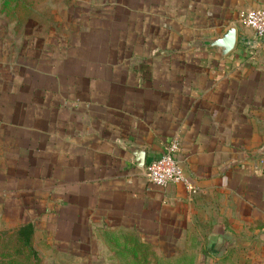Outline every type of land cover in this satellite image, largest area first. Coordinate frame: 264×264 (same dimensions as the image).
Wrapping results in <instances>:
<instances>
[{
	"label": "crops",
	"instance_id": "crops-1",
	"mask_svg": "<svg viewBox=\"0 0 264 264\" xmlns=\"http://www.w3.org/2000/svg\"><path fill=\"white\" fill-rule=\"evenodd\" d=\"M115 5V44H91L97 57L18 64L23 90L0 94L2 156L17 165L1 171L0 194L13 179L22 195L48 197L55 243L108 236L115 260L204 242L249 264L264 250V37L238 13L264 0ZM230 24L236 43L222 55L206 40ZM173 140L187 183L153 185L146 167Z\"/></svg>",
	"mask_w": 264,
	"mask_h": 264
},
{
	"label": "rangeland",
	"instance_id": "rangeland-1",
	"mask_svg": "<svg viewBox=\"0 0 264 264\" xmlns=\"http://www.w3.org/2000/svg\"><path fill=\"white\" fill-rule=\"evenodd\" d=\"M115 8L118 10L115 0H0V94L23 90L20 82L24 72L18 64L46 67L47 55H50L52 61L63 58L66 53L97 57L99 52L90 51L91 44H115ZM62 64L61 62V70ZM3 151L6 149L0 147V176L4 175L1 171H6V168L17 166L2 156ZM3 184L4 195L0 194V264L241 262L239 259H222L214 255L213 246L223 250L225 244L169 243V256L165 259L162 252L164 245L156 243L150 246L152 251L145 253L149 259L115 260V243L106 242L108 236H104L101 244L55 243L54 237L61 236L55 234L53 227L49 225L50 218L54 217L51 212L53 204L49 198L22 195L15 191L17 185L21 187V184L13 179L5 180ZM31 222L34 229L29 231L23 225ZM29 232L31 233L28 234ZM192 235L196 239L195 233L192 232ZM88 239L90 240L89 237ZM260 247L258 251L254 250L256 253L249 259V264H264V250L262 252ZM80 249L82 252L86 251V254L79 258L74 251Z\"/></svg>",
	"mask_w": 264,
	"mask_h": 264
},
{
	"label": "built area",
	"instance_id": "built-area-1",
	"mask_svg": "<svg viewBox=\"0 0 264 264\" xmlns=\"http://www.w3.org/2000/svg\"><path fill=\"white\" fill-rule=\"evenodd\" d=\"M238 20L255 36L264 37V8L240 11ZM177 150L178 143L173 140L159 157L147 165L145 176L151 184L163 187L169 183H187L183 170L176 160Z\"/></svg>",
	"mask_w": 264,
	"mask_h": 264
},
{
	"label": "water",
	"instance_id": "water-1",
	"mask_svg": "<svg viewBox=\"0 0 264 264\" xmlns=\"http://www.w3.org/2000/svg\"><path fill=\"white\" fill-rule=\"evenodd\" d=\"M210 46L214 47L220 54L225 55L233 49L236 43V27L230 24L222 33L206 40ZM139 167H144V156L136 159Z\"/></svg>",
	"mask_w": 264,
	"mask_h": 264
},
{
	"label": "trees",
	"instance_id": "trees-1",
	"mask_svg": "<svg viewBox=\"0 0 264 264\" xmlns=\"http://www.w3.org/2000/svg\"><path fill=\"white\" fill-rule=\"evenodd\" d=\"M25 75L28 76V77L33 76L32 73H30V72H26ZM31 78H32V77H31ZM23 226L26 227V228H28L29 231L33 229V227H31L29 224H25V225H23ZM30 233H31V232H29L28 234H30Z\"/></svg>",
	"mask_w": 264,
	"mask_h": 264
}]
</instances>
